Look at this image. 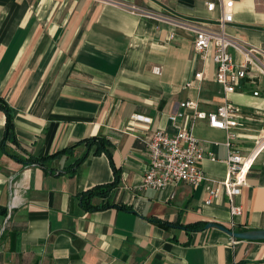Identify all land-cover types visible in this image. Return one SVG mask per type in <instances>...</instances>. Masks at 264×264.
<instances>
[{
  "label": "crops",
  "instance_id": "obj_1",
  "mask_svg": "<svg viewBox=\"0 0 264 264\" xmlns=\"http://www.w3.org/2000/svg\"><path fill=\"white\" fill-rule=\"evenodd\" d=\"M205 3L0 0V98L11 108L16 138L7 150L23 160L43 158L100 137L110 143L113 163L91 151L70 174L67 168L86 153L85 145L44 168L23 165L0 145V264H264V241L186 229L215 222L234 232L264 230V148L234 197L240 215L230 214L224 195L206 205L202 186L181 182L160 191L140 190L148 168L145 143L156 130L172 136L177 127L192 128L216 159L199 164L205 175H227V150L218 144L224 132L209 128L206 120L193 122L192 111L179 107L191 100L210 113L222 103L214 64L195 54L190 32L130 9L216 28L218 12H207ZM225 32L264 53V0H234L233 23ZM229 52L237 59L233 49ZM189 82L198 88L187 87ZM227 100L240 109L242 129L234 144L246 156L264 133V79L249 70L240 91ZM175 112L183 116L173 124L169 116ZM136 114L150 123H131ZM4 125L0 111V144ZM114 171L117 187L91 203L109 207L85 210L81 195L112 183ZM10 176L20 183L21 202L2 230Z\"/></svg>",
  "mask_w": 264,
  "mask_h": 264
},
{
  "label": "built area",
  "instance_id": "obj_2",
  "mask_svg": "<svg viewBox=\"0 0 264 264\" xmlns=\"http://www.w3.org/2000/svg\"><path fill=\"white\" fill-rule=\"evenodd\" d=\"M205 5L207 12H218L216 28L201 21L157 16L144 10H137L134 6L130 9L133 12L137 11L141 16L162 19L190 32L193 35L195 54L203 63L209 58L214 64L215 82L224 95L222 103L210 113L199 111L197 102L191 100L181 102L179 107L192 111L193 122L206 120L209 128L224 132V141L218 144L227 150L225 160L227 175L224 179H212L205 175L199 164L205 159L213 162L216 159L195 137L192 128L187 131L177 127V132L172 136L162 130H156L150 141L145 143L148 168L143 175L140 190L160 191L181 182L191 187L202 186L208 195L206 205H210L213 200L224 195L228 200L230 214L236 216L241 214V208L234 204V197L240 195L242 188L246 186L245 175L264 148V133L257 136L254 146L246 156L241 154L234 144L242 129L239 120L240 109L228 101L227 96L240 91L241 83L251 69L264 78V53L226 34V26L233 23L234 0H206ZM172 37L173 34H170V38ZM230 48L233 49L237 59L230 54ZM202 79V72L194 75L197 83ZM186 86L198 88L193 82L187 83ZM252 95L258 96V92H253ZM182 116V112H175L170 114L169 119L175 124ZM130 122L148 125L150 119L136 114L130 118ZM20 191V183L14 176H10L9 199L2 230L6 228L13 211L20 205Z\"/></svg>",
  "mask_w": 264,
  "mask_h": 264
},
{
  "label": "trees",
  "instance_id": "obj_3",
  "mask_svg": "<svg viewBox=\"0 0 264 264\" xmlns=\"http://www.w3.org/2000/svg\"><path fill=\"white\" fill-rule=\"evenodd\" d=\"M0 111L4 113L5 115L4 135H3V139L0 144L1 148L12 159L22 163L23 165H26V166L37 165V166L44 168L45 162L56 159V158H60L64 155H70L72 154L73 149L77 145H85L87 148L86 153L67 168L66 170L67 173L74 174L77 171L78 167L81 166V164L86 160V158L88 157L91 151L93 155H99L101 153H104L109 163L113 166L112 152H111L112 147L106 139L100 138V137H92V138L80 140L79 142H77V144H74L73 146L67 147L65 149L55 152L52 155H49L43 158H28L27 160H23L19 158L18 156H16L15 154L10 153L7 150L6 145L15 144L16 138H15V133H14L13 115H12L11 108L2 98H0ZM114 174H115V177L112 183L92 187L91 189L87 190L85 193L81 195V204L85 210L95 211V210H102V209L109 207V205L107 204H99V205L93 206L91 203H92V200L95 198H107L109 196V193L115 187H117L119 183L118 182L119 177L117 176L115 171H114ZM114 207H118L121 209L126 208L125 206H117V205H114ZM206 224L207 223L199 222V223L187 226L186 229L190 231H196L199 229H204ZM238 231H242V230H237V232Z\"/></svg>",
  "mask_w": 264,
  "mask_h": 264
},
{
  "label": "water",
  "instance_id": "obj_4",
  "mask_svg": "<svg viewBox=\"0 0 264 264\" xmlns=\"http://www.w3.org/2000/svg\"><path fill=\"white\" fill-rule=\"evenodd\" d=\"M205 229H217L233 239L246 241H264V230H247L234 232L226 228L225 226L215 222H208L205 226Z\"/></svg>",
  "mask_w": 264,
  "mask_h": 264
},
{
  "label": "rangeland",
  "instance_id": "obj_5",
  "mask_svg": "<svg viewBox=\"0 0 264 264\" xmlns=\"http://www.w3.org/2000/svg\"><path fill=\"white\" fill-rule=\"evenodd\" d=\"M263 78V77H262ZM264 79V78H263Z\"/></svg>",
  "mask_w": 264,
  "mask_h": 264
}]
</instances>
